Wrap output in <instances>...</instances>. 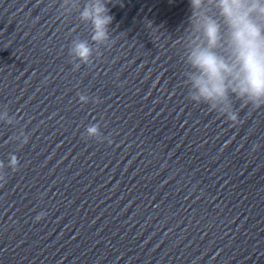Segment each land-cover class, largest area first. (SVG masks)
I'll use <instances>...</instances> for the list:
<instances>
[{
	"label": "clouds",
	"instance_id": "obj_1",
	"mask_svg": "<svg viewBox=\"0 0 264 264\" xmlns=\"http://www.w3.org/2000/svg\"><path fill=\"white\" fill-rule=\"evenodd\" d=\"M80 0H61V14L79 11V20L90 24V40L75 37L68 49L75 58V69L92 63L101 46L110 47V29L114 17L109 14L106 0H87L83 8ZM191 15L184 35L179 40L183 72L187 88L186 99L196 106L207 105L209 111L225 117L232 127L241 123L240 110L235 102L250 108L264 107V0H189ZM210 10L215 15L210 14ZM152 28L151 22L147 24ZM83 102L87 97L81 95ZM0 120L12 124L8 110L0 112ZM97 132L95 125L88 128ZM29 137L23 136L21 146ZM19 160L10 155L8 168L19 170ZM3 162H0L2 166ZM7 183L0 177V186ZM45 212L35 216L39 222Z\"/></svg>",
	"mask_w": 264,
	"mask_h": 264
}]
</instances>
